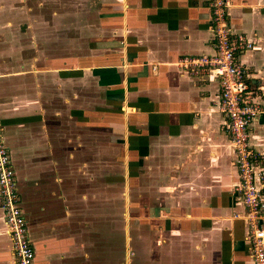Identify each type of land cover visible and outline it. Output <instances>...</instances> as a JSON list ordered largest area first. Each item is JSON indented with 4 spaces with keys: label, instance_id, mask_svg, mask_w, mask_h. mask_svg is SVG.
Wrapping results in <instances>:
<instances>
[{
    "label": "crops",
    "instance_id": "crops-1",
    "mask_svg": "<svg viewBox=\"0 0 264 264\" xmlns=\"http://www.w3.org/2000/svg\"><path fill=\"white\" fill-rule=\"evenodd\" d=\"M228 16L264 89V0ZM211 25L210 0H0V121L34 264H117V213L143 264H251L219 79L176 65L214 53ZM0 264H16L1 210Z\"/></svg>",
    "mask_w": 264,
    "mask_h": 264
},
{
    "label": "built area",
    "instance_id": "built-area-1",
    "mask_svg": "<svg viewBox=\"0 0 264 264\" xmlns=\"http://www.w3.org/2000/svg\"><path fill=\"white\" fill-rule=\"evenodd\" d=\"M229 7L230 0H210L214 53L185 58L176 65L192 76L211 74L219 79L218 109L227 119V133L234 154L232 164L240 181L235 192L244 208L243 216L236 217H241L247 229L251 264H264V157L250 145L253 123L262 110L264 89L252 81L249 69L238 62L242 53L253 49L254 42L233 32ZM19 200L0 121V210L16 264H34L35 251Z\"/></svg>",
    "mask_w": 264,
    "mask_h": 264
},
{
    "label": "rangeland",
    "instance_id": "rangeland-1",
    "mask_svg": "<svg viewBox=\"0 0 264 264\" xmlns=\"http://www.w3.org/2000/svg\"><path fill=\"white\" fill-rule=\"evenodd\" d=\"M69 2H75V0H69ZM122 218L123 217L117 213V223H116L117 240H116V253H115L117 264H123L124 263L123 260H125V262L127 261L128 264H143V262L141 261V255L144 252V246L139 244L140 239L137 241V238H133V240H131L130 242L126 241L127 234H125V232L123 234L122 231L123 229H121V227H123L124 225ZM135 230L137 229L133 228L132 236H135V234L133 233H137V231ZM123 239L125 243H123ZM153 243H155V241ZM151 264H159V252H157L155 258L152 259Z\"/></svg>",
    "mask_w": 264,
    "mask_h": 264
}]
</instances>
